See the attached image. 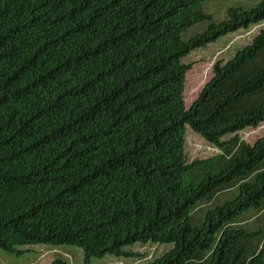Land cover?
Segmentation results:
<instances>
[{"label": "trees", "instance_id": "1", "mask_svg": "<svg viewBox=\"0 0 264 264\" xmlns=\"http://www.w3.org/2000/svg\"><path fill=\"white\" fill-rule=\"evenodd\" d=\"M203 1L0 0L1 249L76 245L90 264L172 243L147 264H264V227L235 225L246 211L264 218V136H236L264 122V27L214 65L189 110L183 62L264 23V0L221 21ZM188 126L222 154L189 163ZM233 187L197 225L199 203Z\"/></svg>", "mask_w": 264, "mask_h": 264}, {"label": "rangeland", "instance_id": "2", "mask_svg": "<svg viewBox=\"0 0 264 264\" xmlns=\"http://www.w3.org/2000/svg\"><path fill=\"white\" fill-rule=\"evenodd\" d=\"M263 0H206L201 3L203 10L213 16L214 21H221L227 18V10L230 7H241L251 9ZM209 20L199 21L183 34L185 40L201 33L207 29ZM264 23L253 25L248 29H240L233 33L221 36L217 41L193 50L188 56L183 58L186 65L192 68L186 75V87L184 100L186 110H189L199 97L205 85L213 77V67L217 62H226L232 55L245 45L252 42ZM234 135L223 138L224 141L231 139ZM240 141L249 145H254L264 136V122L257 128H248L236 135ZM186 154L189 163L194 161L210 160L222 154V151L214 145L206 142L200 135L196 134L189 126L186 132ZM202 172L195 171L186 174L187 183L198 182ZM239 190L236 187L227 189L219 193L213 200H203L193 212L195 223L199 225L208 209L222 205L226 200L232 199ZM204 216V217H203ZM236 226L245 229H258L264 227L263 213L260 211L245 212L239 217ZM172 243H135L127 246L132 247L131 251L137 255L130 257H114L106 254L101 258H92L90 264H147L172 247ZM27 247H29L27 249ZM23 247L24 252L18 255L9 253L0 248V264H52L57 258H62L70 264H84V250L76 245H61L59 247L50 244H36Z\"/></svg>", "mask_w": 264, "mask_h": 264}]
</instances>
